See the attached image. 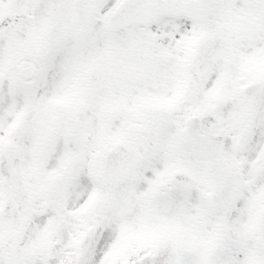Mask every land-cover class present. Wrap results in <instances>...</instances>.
I'll return each mask as SVG.
<instances>
[{"label": "snow or ice", "instance_id": "snow-or-ice-1", "mask_svg": "<svg viewBox=\"0 0 264 264\" xmlns=\"http://www.w3.org/2000/svg\"><path fill=\"white\" fill-rule=\"evenodd\" d=\"M0 264H264V0H0Z\"/></svg>", "mask_w": 264, "mask_h": 264}]
</instances>
